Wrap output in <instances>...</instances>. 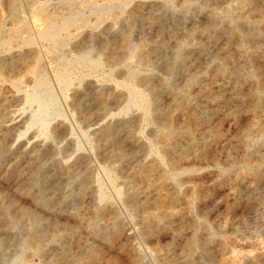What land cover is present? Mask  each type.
Listing matches in <instances>:
<instances>
[{
	"label": "rangeland",
	"instance_id": "obj_1",
	"mask_svg": "<svg viewBox=\"0 0 264 264\" xmlns=\"http://www.w3.org/2000/svg\"><path fill=\"white\" fill-rule=\"evenodd\" d=\"M193 236L264 264V0H0V264H187Z\"/></svg>",
	"mask_w": 264,
	"mask_h": 264
},
{
	"label": "bare ground",
	"instance_id": "obj_2",
	"mask_svg": "<svg viewBox=\"0 0 264 264\" xmlns=\"http://www.w3.org/2000/svg\"><path fill=\"white\" fill-rule=\"evenodd\" d=\"M68 2H73L74 0H67ZM231 11H233L234 10V8H231L230 9ZM38 11H40V10H38ZM43 21H44V26L42 27V32L44 33L43 34V36H49L50 35V29L52 28V27H54V24H53V22H51V20H49V19H43ZM63 21V20H62ZM66 23V22H65ZM64 24V23H63ZM58 25V24H57ZM63 27V26H62ZM65 27H67V23H66V26ZM54 28H56L57 29V27H54ZM54 28H52L54 31H55V29ZM64 28V27H63ZM50 30V31H49ZM52 32V31H51ZM53 35V34H52ZM55 35V34H54ZM38 37H40V36H38ZM44 37V38H45ZM52 37V36H51ZM52 38H54V37H52ZM52 38H49V39H52ZM55 38H56V36H55ZM54 38V39H55ZM48 39V38H47ZM31 41V40H30ZM53 41V40H52ZM184 44H185V40L183 39V38H181L177 43H176V50L178 51V50H181L182 48H183V46H184ZM130 47V40L128 39V37H126L125 38V40H124V43L122 44V46H121V49H127V48H129ZM103 49H105V50H109L110 48H109V45L108 44H105L104 46H103ZM109 52V51H108ZM144 59H145V57H143ZM144 59H141V60H144ZM167 71H170L171 70V67L170 66H167L166 68H165ZM251 98V97H250ZM249 99V98H248ZM182 142V141H181ZM170 148H171V140L170 139H167L166 141H165V146H164V150H165V152L166 153H168L169 152V150H170ZM183 153V152H182ZM122 157V155H121V153H118V152H116L115 154H113V155H111V157L110 158H112V159H120ZM150 170V169H149ZM137 176H139V178H144L145 177V175H143L142 174V172H138L137 173ZM144 180V179H143ZM22 214L23 215H27V212H25V211H23L22 212ZM158 223V222H157ZM9 227H13L14 225H15V220H14V218H11V217H8V224H7ZM195 241L197 242V243H195ZM34 244V243H33ZM203 244H204V242L203 243H199L197 240H196V238L193 236L192 237V241H191V243L189 244V247H188V251H187V258H188V262H187V264H194V259H193V255H194V253H195V251H196V249L197 248H199V247H201V246H203ZM32 247V246H31ZM77 254V253H76ZM67 257H68V255H67ZM64 260V259H63ZM78 260L76 259V258H72V259H68V261H67V264H75L76 262H77ZM136 264H139V262H138V260H136V261H134Z\"/></svg>",
	"mask_w": 264,
	"mask_h": 264
}]
</instances>
